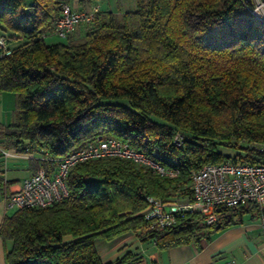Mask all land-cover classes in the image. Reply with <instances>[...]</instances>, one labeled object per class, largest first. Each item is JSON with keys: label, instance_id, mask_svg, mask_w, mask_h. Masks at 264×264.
Listing matches in <instances>:
<instances>
[{"label": "trees", "instance_id": "1", "mask_svg": "<svg viewBox=\"0 0 264 264\" xmlns=\"http://www.w3.org/2000/svg\"><path fill=\"white\" fill-rule=\"evenodd\" d=\"M63 3L69 0H0V34L17 40L0 56V93L15 97L0 136L44 151L37 167L47 171L85 143L114 137L176 173L117 157L74 165L65 199L3 217L6 264H131L137 257L130 251L103 263L95 241L132 231L165 250L258 218L255 202L218 206L210 224L185 212L150 228L143 215L147 197L189 198L191 172L207 163H264V152L250 146L264 142V20L250 3L136 0L120 18L99 10L78 24L82 34L47 42ZM219 146L238 153L226 156Z\"/></svg>", "mask_w": 264, "mask_h": 264}, {"label": "built area", "instance_id": "2", "mask_svg": "<svg viewBox=\"0 0 264 264\" xmlns=\"http://www.w3.org/2000/svg\"><path fill=\"white\" fill-rule=\"evenodd\" d=\"M248 10L256 18L264 20V2L252 0ZM99 10H75L69 3H63L60 15L54 21L50 33L66 38L78 24H87L98 16ZM11 53L9 42L0 34V56ZM181 135L176 133L173 142L180 144ZM250 146L264 152V142H253ZM105 157H117L136 165L149 168L155 174L172 176L176 171L164 166L154 158L134 149L129 144L114 137H99L85 143L69 154L52 160L54 167L47 171L37 168L24 178L20 186L6 195L9 206L45 208L68 196L66 183L69 170L76 164ZM191 195L187 199H170L162 202L147 197L148 205L143 215L150 220V228H162L175 222L176 217L185 212L196 213L206 224L217 218L218 206L235 207L247 202L258 204L261 213L259 227L264 234V163H250L240 158H228L219 163H207L193 170L190 175Z\"/></svg>", "mask_w": 264, "mask_h": 264}, {"label": "crops", "instance_id": "3", "mask_svg": "<svg viewBox=\"0 0 264 264\" xmlns=\"http://www.w3.org/2000/svg\"><path fill=\"white\" fill-rule=\"evenodd\" d=\"M92 3L96 0H90ZM135 8V4L129 9ZM100 11H102L100 9ZM83 27L77 25L74 35L82 34ZM56 37L52 33L46 41ZM17 43V40L12 39ZM48 42V41H47ZM15 97L12 92L0 93V131L13 120ZM46 153L27 142L7 144L0 136V223L5 215H11L16 207L6 203V195L16 190L21 181L34 172L38 162ZM11 243L0 238V264L5 262V250ZM95 248L103 263L112 261L126 251L137 259L131 264H264V234L258 218L242 219L215 232L209 239L197 243L158 250L151 239L143 241L138 233L126 232L113 239H97Z\"/></svg>", "mask_w": 264, "mask_h": 264}, {"label": "rangeland", "instance_id": "4", "mask_svg": "<svg viewBox=\"0 0 264 264\" xmlns=\"http://www.w3.org/2000/svg\"><path fill=\"white\" fill-rule=\"evenodd\" d=\"M136 3V0H96L94 3H92L90 0H69L70 6L75 10H83V11H90L93 7H96L98 10L102 11H112L116 14L118 18L121 17V14L129 9L133 4ZM84 27V25H81ZM83 29V28H82ZM56 37H53V39L47 40L48 42H51L53 40H56ZM10 45H14L15 42L10 41ZM245 145L244 143H240L239 146ZM219 151H221L224 155L233 157L238 153V150H235L231 147L226 146H219ZM241 154H243L242 151Z\"/></svg>", "mask_w": 264, "mask_h": 264}, {"label": "water", "instance_id": "5", "mask_svg": "<svg viewBox=\"0 0 264 264\" xmlns=\"http://www.w3.org/2000/svg\"><path fill=\"white\" fill-rule=\"evenodd\" d=\"M248 3H252V0H245ZM262 2H264V0H262Z\"/></svg>", "mask_w": 264, "mask_h": 264}]
</instances>
